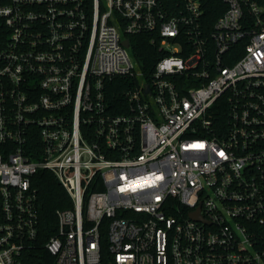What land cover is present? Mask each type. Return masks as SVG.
I'll list each match as a JSON object with an SVG mask.
<instances>
[{
  "label": "built area",
  "instance_id": "2783aa9c",
  "mask_svg": "<svg viewBox=\"0 0 264 264\" xmlns=\"http://www.w3.org/2000/svg\"><path fill=\"white\" fill-rule=\"evenodd\" d=\"M222 1L207 30L199 0H0V264H100L101 231L114 264H264V0ZM41 171L71 201L43 243Z\"/></svg>",
  "mask_w": 264,
  "mask_h": 264
},
{
  "label": "trees",
  "instance_id": "16d2710c",
  "mask_svg": "<svg viewBox=\"0 0 264 264\" xmlns=\"http://www.w3.org/2000/svg\"><path fill=\"white\" fill-rule=\"evenodd\" d=\"M163 10L169 16H176L183 8V0H158ZM201 3V9L203 11L202 24L207 29L210 30L215 23V21L223 14L226 10V5L222 0H199ZM264 5V1L260 2ZM5 29L0 20V37L5 38ZM131 48L132 55L137 61L138 66L143 70L145 78H148V70L152 67L153 63L164 55V53H159L156 47L151 46L149 40L145 35L141 36H129L128 37ZM243 50V45L238 47L234 46L231 51H229V56L232 55L231 60H225L224 66H230L236 61V54H241ZM226 58V57H225ZM117 84H122L118 81ZM129 83V81H126ZM116 96L110 98L112 103H116L119 100V87L112 88ZM120 111L115 110L114 114H119ZM225 113V112H224ZM219 120L225 118V114L218 113ZM31 186L35 191L37 198V210L39 215V225H40V243L45 242L49 237L55 234L57 229V220L55 216L56 210H63L71 207V201L63 188L59 185L57 180L48 172L41 171L37 173L31 179ZM100 252H101V262L100 264H114L111 254L108 251V242L105 231H101L100 236ZM24 264H51V258L47 252L39 246L31 252H27Z\"/></svg>",
  "mask_w": 264,
  "mask_h": 264
},
{
  "label": "water",
  "instance_id": "95a60500",
  "mask_svg": "<svg viewBox=\"0 0 264 264\" xmlns=\"http://www.w3.org/2000/svg\"><path fill=\"white\" fill-rule=\"evenodd\" d=\"M123 46L128 48L129 47V42L127 40L123 41ZM191 218L193 220H196V221H201L202 220V218L197 213L196 214L195 213L192 214Z\"/></svg>",
  "mask_w": 264,
  "mask_h": 264
}]
</instances>
